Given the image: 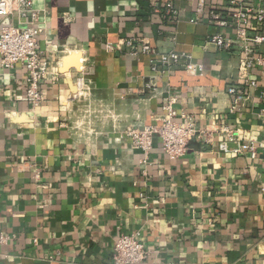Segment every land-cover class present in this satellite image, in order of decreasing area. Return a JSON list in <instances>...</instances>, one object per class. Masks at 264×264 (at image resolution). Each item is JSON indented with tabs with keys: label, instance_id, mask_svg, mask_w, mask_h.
<instances>
[{
	"label": "crops",
	"instance_id": "crops-1",
	"mask_svg": "<svg viewBox=\"0 0 264 264\" xmlns=\"http://www.w3.org/2000/svg\"><path fill=\"white\" fill-rule=\"evenodd\" d=\"M232 1L35 0L46 12L40 49L62 75L42 83L45 101L33 110L27 72L0 68V233L10 237L0 264H112L119 237L136 233L150 254L142 264H264V67L252 100L232 113L228 89L242 54L208 44L215 32L232 34L207 21L236 11ZM198 9L206 16L195 24ZM11 23L0 18V32ZM144 40L160 53L192 54L203 74L159 73L156 90L144 92L154 61ZM70 52L94 82L90 103L76 96L74 62L57 64ZM64 66L73 70L66 77ZM170 100L213 143L195 139L173 161L156 139L146 160L123 131L158 124ZM224 127L255 155L235 154L233 144L220 151Z\"/></svg>",
	"mask_w": 264,
	"mask_h": 264
},
{
	"label": "built area",
	"instance_id": "built-area-1",
	"mask_svg": "<svg viewBox=\"0 0 264 264\" xmlns=\"http://www.w3.org/2000/svg\"><path fill=\"white\" fill-rule=\"evenodd\" d=\"M264 0H239L232 1L231 5L237 7L236 11L218 13L212 11L207 18L209 24L214 25L219 30L233 28L231 35L215 32L208 38V44L218 51L231 52L238 47L240 56L236 68V80L238 85L228 89L231 99V112L235 113L245 108L246 103L252 100V92L258 89V82L255 71L259 67H264V7L256 2ZM165 14L174 18L178 15L177 9L172 3H168ZM155 12H159L155 10ZM46 15L45 10L36 8L35 0H0V18L2 20H12L9 25H4L0 32V68L4 70H14L18 66L27 72V94L25 101L31 104L33 110L39 108L45 101V96L41 90V85L48 79L56 80L61 75L59 72H50L51 59L40 49V38L45 31V22L42 21ZM66 20L69 14L63 15ZM202 9L196 12L193 23H201L205 18ZM136 41V40H135ZM133 40H126L123 46H132ZM122 44L109 46L110 51L119 49ZM78 53L65 54L57 61L66 62L67 59L78 56ZM142 54L151 55L154 58L152 63L153 76L149 77L145 84V91L156 90L155 79L159 73L166 74L174 69L183 68L192 75H202L204 67L198 63L194 56L188 52L171 51L160 53L155 51L151 45L143 41ZM137 55V54H136ZM66 66L61 71L66 77L73 70L64 72ZM75 87L77 88L78 99L90 103L94 90V82L91 80L83 66L77 70ZM264 102V92L261 93ZM175 100L167 102L163 108V115L159 123L145 126H128L123 134L130 138L132 143L141 149L146 160L150 152L154 149L156 139H159L164 153L173 161L183 158L189 151V144L193 140H198L204 145L213 143L212 133L198 127L196 120L192 116L178 113L175 108ZM260 116H264V109ZM181 118L182 121H178ZM224 140L219 144V149L223 153L230 152V145H236L233 150L235 154H242L245 151L255 155L256 147L253 143H241L238 133L228 127L220 131ZM146 162V161H145ZM39 178V175L36 176ZM10 237L0 233V245H6ZM149 252L145 248L140 233L133 235H121L116 241L112 255V264H142L149 258Z\"/></svg>",
	"mask_w": 264,
	"mask_h": 264
},
{
	"label": "water",
	"instance_id": "water-1",
	"mask_svg": "<svg viewBox=\"0 0 264 264\" xmlns=\"http://www.w3.org/2000/svg\"><path fill=\"white\" fill-rule=\"evenodd\" d=\"M78 60H79L78 56H74V57L67 59L66 64H69L70 62H74V65H73L74 67H72V69L77 70L80 65ZM67 68L68 67H66L63 71L67 72L68 71Z\"/></svg>",
	"mask_w": 264,
	"mask_h": 264
}]
</instances>
